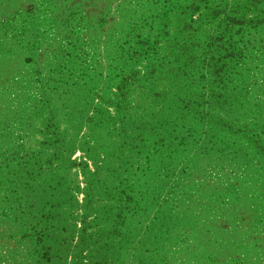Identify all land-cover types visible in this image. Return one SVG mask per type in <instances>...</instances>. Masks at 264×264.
Returning <instances> with one entry per match:
<instances>
[{
    "label": "rangeland",
    "instance_id": "obj_1",
    "mask_svg": "<svg viewBox=\"0 0 264 264\" xmlns=\"http://www.w3.org/2000/svg\"><path fill=\"white\" fill-rule=\"evenodd\" d=\"M0 264H264V0H0Z\"/></svg>",
    "mask_w": 264,
    "mask_h": 264
}]
</instances>
